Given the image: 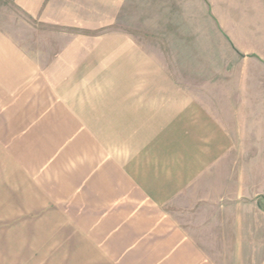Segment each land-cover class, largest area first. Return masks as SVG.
I'll return each mask as SVG.
<instances>
[{"label":"crops","instance_id":"obj_1","mask_svg":"<svg viewBox=\"0 0 264 264\" xmlns=\"http://www.w3.org/2000/svg\"><path fill=\"white\" fill-rule=\"evenodd\" d=\"M179 4L14 0L22 18L12 26L42 37L44 48L29 49L24 40H34L17 39L0 18V158L25 154L14 143L20 124H33L32 140L47 137L34 134L36 123L44 132L54 123L76 124L79 132L86 122L112 124L113 131L116 123L140 131L154 125L170 149L171 178L157 173L148 185L140 167L127 182L145 193L154 183L155 192L171 186L166 194L186 195L180 214L192 220L168 222L157 205L139 212L157 220L123 229L115 264H264V60L219 25L224 53L206 68L213 54L195 52L194 21L179 23Z\"/></svg>","mask_w":264,"mask_h":264},{"label":"rangeland","instance_id":"obj_2","mask_svg":"<svg viewBox=\"0 0 264 264\" xmlns=\"http://www.w3.org/2000/svg\"><path fill=\"white\" fill-rule=\"evenodd\" d=\"M232 1L237 6L228 9L222 0H179L174 10L181 25L194 21L189 31L195 34V52L213 54L206 55V68L211 63L219 65V56L224 53L219 25L236 46L264 60V0ZM16 16L22 18L14 0H0V18L10 24L6 31L19 39L32 38L34 43L24 40L23 44L41 51L42 37L33 36L17 23L12 26ZM148 17L155 18V12H149ZM236 29L240 36L235 38ZM53 44L46 46L55 52ZM99 93L107 96L111 92ZM20 125L21 136L14 143L25 154L0 158L8 169L0 171V264H115V255L123 247V229L135 231L140 220H157L156 214L139 212L157 205L155 211L168 212V222L186 226L192 220L191 215L180 214L185 211L180 200L186 195L172 200V195L166 194L171 186L166 184L155 192L154 183L147 194L127 182L140 167L147 168L148 185L157 173L171 178L170 149L162 144V133L156 126L146 124L140 131L116 123L113 131L112 124L86 122L83 126L87 128L79 132L76 124L54 123L47 124L51 128L44 132L39 128L43 124L36 123L34 134L47 137L32 140L28 136L33 124Z\"/></svg>","mask_w":264,"mask_h":264}]
</instances>
